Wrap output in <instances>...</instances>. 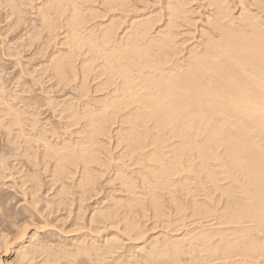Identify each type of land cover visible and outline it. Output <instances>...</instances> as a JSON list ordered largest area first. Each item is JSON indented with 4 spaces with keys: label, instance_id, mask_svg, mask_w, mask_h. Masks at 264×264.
<instances>
[{
    "label": "bare ground",
    "instance_id": "bare-ground-1",
    "mask_svg": "<svg viewBox=\"0 0 264 264\" xmlns=\"http://www.w3.org/2000/svg\"><path fill=\"white\" fill-rule=\"evenodd\" d=\"M16 1L17 0H8L7 3L13 8L11 9L12 11L15 10L14 12L19 14V6ZM134 1L135 0L42 1L41 6L43 2L44 6H40V10L37 11L40 12L38 14L40 16L39 21H41L40 23L42 25H40L43 29L45 28L47 31L53 33L56 27L58 28V26L66 24L65 26L68 30L67 32L65 31V34L67 33L66 41L63 39L65 41L63 46L66 45V48L64 47L65 50H61L62 53L59 54L55 53V56L52 54V58L50 57L51 60L48 59L50 71H54L61 81L68 80L69 76L70 78L77 76L79 71L83 80L81 85V89H83L85 81L90 73L100 68L99 75L101 77H99L102 78V76H104L103 79H105H102L101 84L97 86V92L101 93L110 89L103 98L99 97V100L95 99V103L89 102L93 103L94 106L86 104L81 111L77 110L79 108L76 109L74 107L76 109L74 110L69 106V117L73 119L68 118V116L66 117L67 120L71 121V125H78L84 120H86V125L76 132L77 136L79 135V137L76 138L77 140H75L76 143L71 144V141L68 140L67 142L66 140V143L64 142L65 144L63 143L64 145H60L61 148L59 147L58 149L56 148L57 145L56 147H54V145H47L48 147H45L47 153H44L45 155H49L48 157L53 155L56 160L55 174L58 177L62 175L64 171H68V167H76V165L78 167V165L83 164L86 178L82 180L79 187L86 188V185H88L92 179L95 180L96 178L93 177L92 170L94 169L91 167V170L90 166L95 162L102 163L99 157L101 155L98 154L100 150L98 145L100 143L101 146L102 140L99 142L100 140L97 139V136H104L106 130L107 133L109 132L107 129L108 126L106 128V124L110 125L114 122L116 125L118 122L115 123V121L118 120V117L122 119V121L119 119L123 126H121V128L118 127V133L120 132L121 136H118L120 133H117V136L120 138L117 142L119 141L122 144H127L126 147L124 146V150H127L129 155L132 154L133 156L134 153L140 152L138 155L139 157L137 156V158L135 155L133 160L136 166H139L138 170H134L137 173H134L135 175L139 173V176L137 177L136 175V177L141 180L142 191L138 190L139 187L136 189L137 184L134 182H137V179L132 180L125 175L127 172L124 173L119 170L118 172L120 173L117 172L118 174L115 175L117 179L122 182V193L123 191L127 192L131 197H136V199L122 200V202H118L120 200L118 199L116 200L117 203L113 205V208H110V210L104 214H100L106 226L107 222L114 224L113 221L118 218L117 213L120 207H125L128 211H134L135 207L137 208L138 205L144 204L145 198L142 199L140 197L144 194L146 195V199L148 197L149 199L151 198V203L157 214L160 216L165 215L161 208L162 203L160 201L164 194L162 191L169 192L172 190V193L176 194L179 189L182 187L183 189L185 188L184 185H181L185 177H182L183 180L180 178L182 181H179V184V178L177 180L172 178L174 175L185 173L187 168L194 167L191 162L190 165L188 164V167H186L187 165L185 164V166L183 163V157L184 151L190 150L195 146L200 152V159L195 167L197 169L205 168L211 162L216 163L218 171H215V176H223L225 180L231 182V186L233 187L232 189H224L223 194L232 197L235 191L240 193L241 197L229 207L230 211L225 223L241 226V228L235 229L231 234L233 238H223L224 240H221L223 244H221V242L216 244V246L219 245L218 247L211 243V246L213 245L212 247L215 248L211 249L210 252L206 254L205 251H203V247L199 249L198 247L196 248V246V251L193 250L192 254H189L186 247L183 246V248L186 249L184 250L182 246L179 245V240L181 239L178 238V241H173L171 237L169 238L170 235L167 238L165 237L164 239L166 241H164L166 244L168 245L170 243L169 246H174L171 252H174L175 246H181L180 248L176 247L174 259L171 260L172 262L169 260L170 264H262L264 263V30L260 27L262 23H257L256 18L252 16H246L242 19L245 20V23L240 20L238 22H241L242 26L240 27L239 23L238 26L234 28L233 25L236 26L237 24L235 25L233 23H235L237 19L235 20L231 12L228 10L224 11L223 8L219 11V21H217L214 26L215 30L217 29V34L215 35L216 32H214L211 36L207 37L204 42L202 40L203 43L199 46L202 49L200 50L199 47H196V49L191 50L188 59L184 62L176 59L180 51L176 38L178 27L181 25L180 18L182 14V10L179 8L180 6L178 7L177 4L179 3L177 2H165V4H163L160 10L165 11L163 14L164 22L156 28L158 31L156 30L154 33L152 30L157 24L162 22L160 11L156 13H159V18L157 15L153 18L148 17V15H137L131 23H128L130 26L125 28L126 31L124 30L123 35L121 34L119 37L116 36L118 29H120L117 28V24L121 21H118L120 19L116 18L117 16L115 17L116 20L114 17L110 18L111 20L108 21V24L104 22V25L100 24L102 27L98 24L100 26L98 28L102 29H99V35L94 32L98 30L95 28L96 24L94 25L95 27L93 26L94 28L89 26L91 27L89 29L88 27L90 32L85 30L92 18H104L106 12L108 13L112 10L116 12V9H120L121 7L123 8L122 10L120 9L121 12H124L129 3H132V5L135 4ZM143 1L145 3V0H140V2ZM146 2L149 4L148 0H146ZM210 2H212L213 5L220 1L210 0ZM95 3L99 4V9L103 7V11L102 9L99 10L98 7L95 8ZM68 5H70V9L67 13L66 7H68ZM53 12L54 15H59V17L66 16V20L63 21L65 24H60V22H58L60 18L54 17ZM89 12L91 13V17L86 15V13ZM56 18H59V20ZM88 18L91 19L89 20ZM225 20L230 24L232 23L230 28L223 23ZM58 23L60 25H58ZM114 25H116V29H114ZM65 26L62 27L65 28ZM232 27L234 29H232ZM238 27H240V29ZM54 31H56V29ZM86 32L88 34H85ZM52 33H49V36ZM50 38L51 37H49V39ZM63 43L64 42H62V44ZM11 50L9 54L13 51ZM13 54L14 53H11V55ZM78 59H80L79 65H81V67L76 65ZM78 67L80 70H78ZM98 78L96 77L95 79ZM3 83H1V85ZM2 87H0L1 90L5 88ZM0 93L2 94V92ZM80 94L79 95L82 96V92H80ZM83 97H85V95H83ZM77 100L79 101V99ZM80 101H82V99ZM10 108L11 106H9L8 110H10ZM12 108L9 114L3 112L11 116L10 120L14 121V124L10 125L12 121H7L8 118L5 119L6 117H1L0 128L10 129L8 125L21 126V124L24 123L23 120L22 122L20 121L23 118L21 116H24L23 114L25 113L22 114L21 111H19L21 109L16 111L17 106L16 108ZM2 119H5L7 123H5V120V122H3ZM32 121H35V125L38 124L37 120L32 119ZM17 122H20V124ZM3 123H5V125L7 124V127L3 125ZM31 123L33 124V122H30L32 126ZM35 125L33 127H35ZM71 125L69 122L68 126L70 127ZM199 132L204 133L206 136L202 142L195 143L193 137ZM169 134H173L176 138L181 139L173 153L169 151V154L172 153V157L168 156V151H166L169 145ZM28 140L29 139H27V142H30ZM46 141L45 143L48 144V140ZM103 144L100 147L101 149L102 147H106L105 145L103 146ZM44 146H46V144ZM151 146H155V148L149 152L145 151L148 149L147 147ZM220 148H224V154H219L217 152V149ZM103 150L104 149H102V151ZM122 153H124V151ZM122 153L120 155L123 158ZM126 155L124 154L125 157ZM129 155H127V157ZM135 164L133 163V165ZM94 174H96V172H94ZM180 175L179 177H181ZM89 178H91V180ZM212 179H215L213 175ZM27 180L28 179H26V182ZM173 180L176 181V185ZM142 182L145 186L142 185ZM94 183L92 180L90 184L92 185ZM177 185H179V188L176 187ZM172 186L175 187L176 191ZM36 187L32 188L35 190ZM33 189L32 191L34 192ZM86 189L84 191H86ZM136 190H138V192ZM144 190H146V192ZM139 192H143V194L139 196ZM175 196L171 194V200L173 198L175 199ZM177 197L179 199V196ZM174 199L172 201L173 203ZM179 202L182 201L178 200L180 206L177 204V208L179 209L180 207L181 210L184 209V207L182 208V203ZM5 220L10 222V216H6ZM119 221L121 222V220ZM129 223L127 222L126 224L128 225L125 224L124 227L126 230L130 231L129 234L135 232L136 235H144V231L138 227V224L135 226L131 224L132 222ZM206 233V231L198 232L197 235L195 234L196 237L194 238H197V242H199L203 239L202 235L206 237ZM199 236L201 238H199ZM209 238L206 240L204 239V241L207 242L208 240V242H211ZM198 239L200 240L198 241ZM1 240H4V238H0L1 254L6 257L10 247ZM123 241L120 235L108 238L103 244H100L99 240L97 242L94 239L90 245L84 244L85 246H83L82 244V246H79L76 254L84 253L92 257L96 256V258L106 259L104 256L108 255V257H112L114 254L118 253L121 247H123ZM199 243L197 246H199ZM143 244L144 247H141V244L135 242L134 251L139 249L147 250L144 257H137L138 260L142 258L145 262H141L142 260L135 262L137 258H134L135 252H133L132 258L128 257L129 259L117 264H155L157 261L155 260L154 263L151 261L153 260L152 257L150 258V256H147L148 253L152 255L150 250L151 247L153 248L154 244L152 245L149 243L151 247H149V245L147 246L148 243L146 244V241H144ZM160 246L152 249L153 254H155V252L159 253ZM200 246H202L201 243ZM154 247H156V245H154ZM181 249L183 250L181 251ZM35 252L36 251L20 249L17 252L15 262L7 260V262L2 263L0 260V264H51V260L37 261ZM160 253L164 256L163 252L160 251ZM183 254L191 256L184 259L183 256H181ZM170 255L174 254L171 253ZM260 259L261 261H259ZM102 261L100 260L101 263ZM219 261L221 262L219 263ZM97 262H99V259ZM164 262L166 261H163V263Z\"/></svg>",
    "mask_w": 264,
    "mask_h": 264
},
{
    "label": "rangeland",
    "instance_id": "rangeland-1",
    "mask_svg": "<svg viewBox=\"0 0 264 264\" xmlns=\"http://www.w3.org/2000/svg\"><path fill=\"white\" fill-rule=\"evenodd\" d=\"M7 1L8 0H0V6L2 7H0V87H2V85L5 87L3 90L0 89V92H2V94L0 93V110L2 112H0V118L6 117L5 119L8 118L7 121H9L11 116L9 115V117L6 114H9L12 106L13 108L17 106L16 111L21 109L19 111L25 114L21 116L23 118L20 122H22V120L24 121L21 126H10L14 124V121L10 120L12 121L11 123L8 122L10 123V125H8L10 129L0 128V164L2 165H0V238L3 237L4 240L1 241L3 243L5 242L10 247L6 257L1 254L2 251L0 249L1 262H7V260L15 262L18 250L24 249L36 251L37 261L51 260V264H72L73 262V264H117L132 258L133 252H135L134 258L138 256L144 257L147 250L139 249L140 252L139 250L134 251L135 242H138V244H141V247H144L143 242L146 241V244L148 243L147 246L150 243L156 245V247L153 245V248H157L162 245L163 242L167 245L164 238L170 235L169 238L171 237L173 241H178V238L181 239L179 240L180 244L177 243L181 245L182 248L183 246L186 247L189 254H192L193 250L196 251L197 247L199 249L203 247V251H205L206 254L210 252L211 249L215 248L212 247L213 245L216 246L221 240L233 238L231 234L235 229L241 228V226H234L226 224L225 222L227 221V215L230 211L229 207L232 206L241 195L236 191L232 197L223 194L224 189H232L233 187L231 186V182L225 180L223 176H215V171H218L216 163L211 162L205 168L197 169L195 167L200 159V152L195 146L190 150L184 151L183 157V163L187 165H185L186 167H188V164L190 165V162L194 167L187 168L186 172L183 174L180 173L182 174H179L181 177L177 174L172 178L175 180L179 178L178 184L179 181L184 179L181 184L185 187L184 190L181 186V189L184 190L183 192H181V189H179V191L177 190L178 192H176V194L172 193V190H170L171 192L169 191L173 196H179V199L175 196V199L173 198V203L171 194L168 191H162L164 193H162L163 198L161 197L162 200H160L161 198L159 200L162 203L161 208L165 215H161V217L157 214L151 203V198L149 199L148 197L146 199V195L140 196L143 192H139L140 194L138 195L142 199L145 198L144 204L138 205L137 208L135 207L134 211H128L125 207H120L122 209H118V218L114 219V224L107 222L105 226L100 214H104L109 211L110 208H113V205L117 203L116 200L120 199L118 202H122V200L136 199V197H131L127 192L123 191L122 193V182L117 179L115 175L120 172H127L125 175L132 180H136L139 176V173L138 175L136 174L137 177L135 175V173H137L135 171L136 169L138 170L139 166H136L133 159L134 156L136 155L137 157L140 152L134 153L133 156L132 154L129 155L128 151L124 150L127 144H122L119 141V143L117 142V140L120 139L118 136H121V133H118V127L121 128V126H123L121 125L122 119H120V117L115 121V123L118 122V124L115 125L114 122L111 124L109 123L110 125L106 124V128L108 126L107 129L109 131L107 133L106 130V136L105 134L104 136H97V139L100 140L99 142L102 140L101 146L103 143V146H106L104 148L102 147V149L105 150L106 148V150L102 151L99 143L98 147L102 151V155L101 151L96 148L97 146L95 147L99 150L98 154L101 155L99 157L103 164L95 162L92 163L93 166H90V168L92 167L95 170L91 168L93 177H96L95 180L92 179L93 183L95 182L94 184H90L92 180L89 178L91 182L88 179L90 183L86 185L87 189L79 187L82 180L86 178L83 164L78 165V167L77 165L76 167H68V171H64L59 177L56 176V160L53 155L51 157L45 155V153H47L45 147L49 145H54V147H56L57 145L56 148L58 149L66 143V140L67 142L68 140L71 141V144L76 143L75 140L79 137L76 132L86 125V120L84 119V121L81 120L82 122L78 125H71V121L67 120L66 117L72 118L69 117V106L74 110L79 108L77 109L79 111H81L86 104L94 106L93 103L99 100V97L103 98L110 89L101 93L97 92V86L101 84L104 77L102 76V78H100V68L90 73L85 81L83 89H81L83 80L79 71L77 76L71 78L69 76L66 81H61L54 71H50L49 60H51L52 54L55 56V53H62L66 48V45L63 46L67 36L65 31H68L65 22H63L66 20V16H62V18L59 17V15H54L53 12V16L59 17L60 21L58 22H60V24L64 23L65 25L62 26H65V28L58 26V28H55L56 31H54V29L52 33L45 28L44 30L41 26V21H39L40 16L38 14L40 12L37 10H40L39 7L43 0H17L16 3L18 2L19 14L14 12L15 10H11L13 8L8 5L9 3H7ZM219 1L220 2L217 4L212 5L210 0H148L149 4L146 0L145 3L144 1L140 2V0H135V4L132 5V3H129L130 6L128 4V9L126 7L127 11L125 10L126 12H121L123 8L119 7L121 10L116 9V12L112 10L110 11L112 13L106 12L105 15L103 14L105 16L104 18H88L89 20L91 19V22L89 21L88 25L86 24L87 27L85 30L90 32L89 29L96 24V27H94L98 30L94 32L99 35L100 30H102L98 28L101 26L100 24L104 25L103 22L108 24V21L111 20L110 18H115L117 16L116 18L120 19L118 21H121L117 24V28L120 29H118L116 36L119 37L121 34L123 35L124 30L126 31L125 28L130 26L128 23H131L137 15H148V17L153 18L156 15L158 17L160 13L162 22H158L159 24L152 30L154 33V31L157 30L156 28L164 22L163 14L165 11L160 10L163 4H165V2H177L179 3L177 4L178 7L180 6L179 8L182 10V14L180 18L181 25L178 27L176 38L180 51L176 59L181 62L188 59L190 51L202 45L207 37L211 36L214 32H216L215 35L217 34V29L215 30L214 26L215 23L219 21L218 13L223 8L224 11L228 10L231 12L235 20L237 19L235 23H233L235 25L237 24L236 26L233 25L234 28L237 27L239 23L241 27V22L244 21L245 23V20L242 19L246 16H252L256 18L257 23H262H260V27L264 30L263 0ZM98 5V3L94 5L95 8L98 7L99 9L100 6ZM42 6H44V2ZM66 9L68 13L70 5H68ZM158 11L160 12L156 14ZM86 15L91 17L90 12L86 13ZM59 18L56 19L59 20ZM240 20L241 22H238ZM223 23L229 28L232 24L226 20ZM60 24L58 23V25ZM114 26V29H116V25ZM233 27L232 29H234ZM240 27L238 28L240 29ZM48 32L52 33V36H49ZM87 32L85 34H88ZM49 37H51V40ZM63 39H65V41ZM62 42L64 43L62 44ZM199 48L200 50L202 49L201 47ZM10 50L12 51L11 53L15 55L9 54ZM80 59L76 62V65L79 67H81V65H79ZM79 67L78 70H80ZM96 77L99 78L95 79ZM1 83L3 84L1 85ZM80 92H82V96H80ZM83 95H85V97H83ZM77 99H79V101ZM81 99L82 101H80ZM8 105L11 106L10 110H8ZM3 111L7 113L5 114ZM32 119L37 120L39 125H35V121H32ZM4 120L2 119L3 122L6 121ZM7 121L5 123H7ZM20 122L17 123L20 124ZM30 122H33L35 127H37H33L34 125L32 123L31 126ZM69 122L72 127L68 126ZM5 123H3V125H5ZM5 126L7 127V124ZM117 133L119 134L118 136ZM205 136L204 133L199 132L194 135L193 140L195 143H199L203 141ZM27 139H29L28 141L30 142H27ZM46 140H48V144L45 143L47 142ZM168 141L169 145L167 144L166 151H168V156L172 157V153L181 139L176 138L173 134H169ZM45 144L46 146H44ZM147 148L148 149L145 151L149 152L153 150L155 146ZM123 151L124 153H122ZM169 151H172V153L169 154ZM217 152L219 154H224V148L217 149ZM121 153L123 158L120 155ZM124 154L129 156L127 157L126 155L125 157ZM133 163L135 165H133ZM119 170L120 172H118ZM94 172H96L97 176ZM212 175L215 177L214 180L212 179ZM182 177L185 178L182 179ZM26 179L29 181L27 180L26 182ZM134 183L138 185H136V189L139 187L138 190L142 191L141 180L137 179V182L135 181ZM175 183L176 181H174V184ZM142 185H144L143 182ZM174 186L172 187L175 190ZM32 187H36L35 190ZM176 187L179 188V185ZM85 189L86 191H84ZM138 190L136 191L138 192ZM144 191L146 192V190ZM178 200L182 201L179 203H182V208L184 207V209L181 210L180 207L179 209L177 208ZM6 216H10V222L5 220ZM119 220H121V222ZM129 221L135 226L138 224V227L144 231V235L139 236L136 235L135 232L129 234L130 231L124 228L125 224L127 222L129 223ZM202 231L207 232V238L205 235H202L203 239H201V241L203 240V243L198 239L202 244V246H200V243L197 242V238L194 237H196L198 232L200 233ZM116 235H120L124 243L122 242L123 247L112 257L106 255L104 256L106 259H103L96 258V256L92 257L84 253L76 254L78 247L82 246V244L83 246L87 244L90 245L94 239L97 242L99 240V243L103 244L105 240L107 241L108 238H113ZM199 238L201 237L199 236ZM208 238L211 242H208V240L207 242L204 241V239L206 240ZM198 243L200 247L197 246ZM211 243L213 244L212 246ZM164 244L159 248L164 256H162L160 251H158L159 253L155 252V254H153V248L149 245V247H151L150 252L153 256L149 255V253L146 255L150 256V258L152 257L153 260L151 261L154 263L156 260L157 262L155 264H170V262H172L171 260L174 259L176 247H179L175 246L174 252H171L174 246H169L170 243L167 246ZM221 244H223V242H221ZM183 249H181V251ZM169 253L174 255H170ZM181 256L187 259L191 255L188 256L187 254H183ZM98 259L99 262H97ZM261 259L259 261H261ZM100 260H103L102 263ZM140 260H142L141 262H145L142 258H139V260L137 258L135 262ZM163 261L166 262L163 263ZM220 262L221 261H219V263Z\"/></svg>",
    "mask_w": 264,
    "mask_h": 264
}]
</instances>
